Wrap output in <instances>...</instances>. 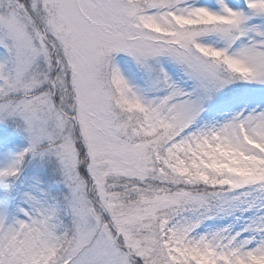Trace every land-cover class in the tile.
<instances>
[{"label":"snow or ice","instance_id":"1","mask_svg":"<svg viewBox=\"0 0 264 264\" xmlns=\"http://www.w3.org/2000/svg\"><path fill=\"white\" fill-rule=\"evenodd\" d=\"M0 264H264V0H0Z\"/></svg>","mask_w":264,"mask_h":264}]
</instances>
